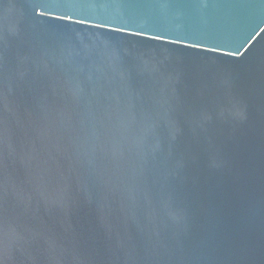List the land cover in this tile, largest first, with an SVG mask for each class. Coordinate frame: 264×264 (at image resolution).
<instances>
[{"label": "water", "instance_id": "1", "mask_svg": "<svg viewBox=\"0 0 264 264\" xmlns=\"http://www.w3.org/2000/svg\"><path fill=\"white\" fill-rule=\"evenodd\" d=\"M0 264H264V0H0Z\"/></svg>", "mask_w": 264, "mask_h": 264}]
</instances>
